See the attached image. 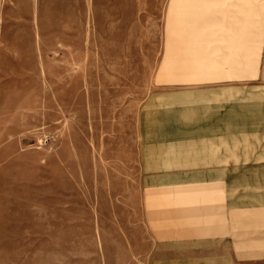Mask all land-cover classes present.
<instances>
[{
	"label": "rangeland",
	"instance_id": "rangeland-1",
	"mask_svg": "<svg viewBox=\"0 0 264 264\" xmlns=\"http://www.w3.org/2000/svg\"><path fill=\"white\" fill-rule=\"evenodd\" d=\"M261 210L264 0H0V264H264Z\"/></svg>",
	"mask_w": 264,
	"mask_h": 264
},
{
	"label": "crops",
	"instance_id": "crops-1",
	"mask_svg": "<svg viewBox=\"0 0 264 264\" xmlns=\"http://www.w3.org/2000/svg\"><path fill=\"white\" fill-rule=\"evenodd\" d=\"M198 118V117H197ZM209 134L210 133H220V130L217 131H213V130H209ZM216 149H214L212 141H210V163L209 166H213L214 164L217 163V158H215V152ZM215 152V154L213 153ZM175 182H180V180H174ZM183 181V180H182ZM184 193H186V191H184ZM191 193V192H190ZM203 194V198L205 199L206 204H212V198H214L215 196H210L207 199V193L202 191ZM211 200V201H210ZM214 203V202H213ZM191 208L194 209H198L199 207L202 208V210H205L204 206L206 204H203L201 202V204L199 203V201H193L192 203H189ZM215 204V203H214ZM198 205V206H197ZM202 205V206H201ZM189 206L188 204L186 205L183 201L182 202H177L176 199H172V197L169 198L168 202H166V210L167 212L170 214V218H169V222H171V224L167 225V227H156L154 226L152 229L153 231L156 233V236L160 235L162 237V241L164 242H168L171 244H184L187 243L188 246H190V242L196 243V241H201L200 245H203L202 248L199 247H195L193 246L192 248H186L187 250H199V251H218V240L220 237V239H223V246L224 249L226 250H232L233 248H230L229 246H231V244H233L232 246L235 245V242L232 240L231 242H224V234H226V232L223 234V232H221V234L218 233L219 230V225L213 226L211 227V222L209 220L210 217H202L205 216V212L202 213V222L201 224H198L199 227H197V223H192L188 224V221L191 220H187L186 218H184L186 222L182 221L180 218L176 217V213L180 212L184 207ZM199 208V210H200ZM210 209V208H209ZM211 210V209H210ZM261 216L264 217V211L261 210L260 212ZM232 221L234 222L235 218L232 217L231 218ZM198 220V218L196 219ZM196 225V226H195ZM243 227V232L245 233V226H247V224L242 223ZM196 227V228H195ZM221 229V228H220ZM243 235V234H240ZM216 237V239H215ZM220 244V243H219ZM251 242L250 241H243V243H239L238 245L240 246V248H243L244 251L247 248L249 251L245 252L243 254H254L252 253L253 251H251V248H249L251 246ZM259 249L260 250H264V239L262 237H260L259 239ZM239 248V251H241V249ZM243 251V250H242ZM240 258H243L242 256H240ZM192 261V259L188 258V260H185L183 264H231V259L229 257L226 256V258L221 259V260H213L212 258H204L203 259H199L195 260L194 262H189ZM153 264H168V263H157L154 262ZM173 264V263H172Z\"/></svg>",
	"mask_w": 264,
	"mask_h": 264
}]
</instances>
